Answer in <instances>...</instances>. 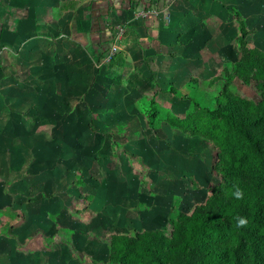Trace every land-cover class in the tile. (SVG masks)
<instances>
[{
  "label": "rangeland",
  "instance_id": "obj_1",
  "mask_svg": "<svg viewBox=\"0 0 264 264\" xmlns=\"http://www.w3.org/2000/svg\"><path fill=\"white\" fill-rule=\"evenodd\" d=\"M103 1L63 0L73 30L87 21L85 9ZM212 1L218 10L210 11L205 0L195 10L204 46L188 89L172 98L153 95L144 80L135 83L124 100L131 109L117 110L116 120L108 110L85 108L76 86L61 84L69 66L78 67L66 55L79 51L61 44L67 41L63 27L55 28L53 62L46 45L16 63L12 47L0 45V54H8L0 59V212L11 218L21 207L27 209L21 214L37 213L32 203L38 200L59 213L34 224L30 237L38 248L26 255L28 264H175L174 253L161 246L163 237L176 247L190 215L200 207L215 213L217 187L223 194L228 182L250 187L256 170L264 172V156L227 120L228 107L248 117L264 109V0ZM11 17L14 25L17 16ZM118 88L110 101L121 103ZM89 201L92 213L85 208ZM4 229L0 264H25L18 250L26 249L20 243L15 249L13 232ZM73 232L81 243H71ZM207 235L217 245L236 241L227 232ZM113 236L119 239L116 259Z\"/></svg>",
  "mask_w": 264,
  "mask_h": 264
},
{
  "label": "crops",
  "instance_id": "obj_2",
  "mask_svg": "<svg viewBox=\"0 0 264 264\" xmlns=\"http://www.w3.org/2000/svg\"><path fill=\"white\" fill-rule=\"evenodd\" d=\"M61 1L56 7L53 5V0H0V35H2L0 45L12 47L14 53L10 52V55L15 63L17 59L21 62L20 59L35 54L37 46L46 45L50 47L47 52L53 62L52 39L56 35L55 28L57 25L63 27L67 41L63 40L61 44L77 45L79 51L76 56L70 53L66 55V61L78 63V67L75 69V66L71 68L69 66L68 71L63 74L64 80L61 84L68 90L76 86L77 93L83 96L85 103L89 104L86 106L83 103L85 108L108 110L110 119L116 120L117 110L131 109L132 103L127 105L128 102L124 100L127 99L129 91L131 94L134 93L135 83L139 84L144 80L153 95L167 92L175 98V95L169 92V88H173L176 92L185 91L188 89L187 83L190 79L198 74L196 63L199 56H203L201 52L204 44L201 43V34L198 33L202 28L197 25L199 16L195 10L196 7L200 8L201 0H179L170 3L167 9L168 19L164 18L165 0L96 2L90 9H85L87 21H82V25L77 23L76 30H73L69 23V7L64 6L63 0ZM2 2L7 6L5 7ZM205 2L210 11L218 10L212 0ZM67 3L68 0L65 4ZM13 14L17 16L18 22L15 20V24L11 25V20L15 19L11 17ZM192 21H196L194 27L190 25ZM120 26L126 28V33L117 43L114 58L108 64L100 66L99 62L112 46L113 35ZM18 47H22L20 52ZM7 55L0 54V59L6 60ZM0 76L3 77L4 74ZM135 77L136 82H134ZM119 85L122 88L120 92L125 97L121 98V103L116 98L110 101L112 97H117ZM104 97H108L109 101H104ZM100 100L102 102H99ZM2 180L4 179L0 177V184ZM10 183L17 184L16 180ZM2 196L0 195V206L4 200ZM34 198L37 199L36 196ZM32 204L36 206V211H40L39 213L21 214L19 211L27 210L26 207L24 209L21 207L11 218L9 214L4 213L5 211L0 212V226L3 230L6 228L7 231L9 228V232H13L14 248L18 249L20 243L19 248L26 249V251L20 249L19 252L17 251L26 261L25 264L29 263L28 259H25L28 258L26 255L32 254L33 250L38 248V240L30 237L36 228L34 224L50 219L52 221L56 219L53 215L59 214L52 212L56 211L54 206H42L41 203L39 205L38 200ZM90 204L91 201L88 205L85 204V208L92 213ZM3 208L5 207H0ZM76 214L78 213L72 212L71 216L74 217ZM11 219L14 220L13 223L9 221ZM2 237L7 239L5 235ZM79 238L80 235L73 232L70 242L79 244L82 242ZM49 242L47 238L44 241L46 245Z\"/></svg>",
  "mask_w": 264,
  "mask_h": 264
},
{
  "label": "trees",
  "instance_id": "obj_3",
  "mask_svg": "<svg viewBox=\"0 0 264 264\" xmlns=\"http://www.w3.org/2000/svg\"><path fill=\"white\" fill-rule=\"evenodd\" d=\"M169 92L178 94L173 88H169ZM228 114L227 120L232 121L230 125L250 144L256 155L264 156V124L261 123L264 121V109L248 117L240 107L234 106L228 107ZM255 180L250 187L225 183V194L218 193L217 187L215 213L200 207L190 215L183 224L185 230L180 233V242L176 247H172L171 238L163 237L161 246L174 253L175 264H189L192 257L197 261L194 264H264V172L256 170ZM237 190L243 193L240 199L234 195ZM221 215L224 218H219ZM216 217L219 219H212ZM238 218L246 223L240 226ZM207 230L213 234L231 233L236 241L233 245H217L208 237ZM123 236L119 237L122 241L127 239L126 235ZM110 238L111 255L116 259L115 248L119 239Z\"/></svg>",
  "mask_w": 264,
  "mask_h": 264
},
{
  "label": "built area",
  "instance_id": "obj_4",
  "mask_svg": "<svg viewBox=\"0 0 264 264\" xmlns=\"http://www.w3.org/2000/svg\"><path fill=\"white\" fill-rule=\"evenodd\" d=\"M176 1H179V0H165L164 8L166 10H164L165 12L163 11L164 18L168 19L167 9H168L169 4L172 2H176ZM125 33H126V28L124 26H120L116 29L113 35V44L110 47V49L106 52V54L101 58L99 62L100 66L106 65L113 60L115 52H116V48H117V43H119L122 40Z\"/></svg>",
  "mask_w": 264,
  "mask_h": 264
},
{
  "label": "clouds",
  "instance_id": "obj_5",
  "mask_svg": "<svg viewBox=\"0 0 264 264\" xmlns=\"http://www.w3.org/2000/svg\"><path fill=\"white\" fill-rule=\"evenodd\" d=\"M234 195H235V197H236L237 199H240V198H242L243 193H242L241 191L237 190V191L234 193ZM238 222H239V225H240V226H243V225L246 223V221H245L244 219H242V218H238Z\"/></svg>",
  "mask_w": 264,
  "mask_h": 264
}]
</instances>
